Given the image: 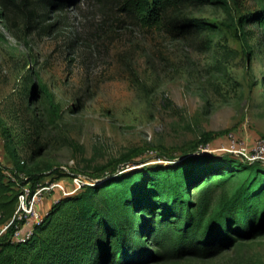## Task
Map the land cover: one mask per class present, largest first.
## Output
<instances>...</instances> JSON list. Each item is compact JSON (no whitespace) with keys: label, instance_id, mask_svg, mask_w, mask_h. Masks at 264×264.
<instances>
[{"label":"rangeland","instance_id":"obj_1","mask_svg":"<svg viewBox=\"0 0 264 264\" xmlns=\"http://www.w3.org/2000/svg\"><path fill=\"white\" fill-rule=\"evenodd\" d=\"M39 1L0 0V122L13 133L0 138V152L19 181L45 177L36 188L43 198H52L60 176L68 186L90 185L125 165L183 167L193 155H212L207 145L221 146L230 133L264 139V26L247 19L264 0L188 9L211 31L180 40L82 0H66L62 11ZM18 135L31 148L20 147ZM249 173L212 175L207 183L226 181L215 188L213 209ZM160 178L168 188L175 173ZM156 204L163 209L165 201ZM162 264H264V234L214 258Z\"/></svg>","mask_w":264,"mask_h":264},{"label":"trees","instance_id":"obj_2","mask_svg":"<svg viewBox=\"0 0 264 264\" xmlns=\"http://www.w3.org/2000/svg\"><path fill=\"white\" fill-rule=\"evenodd\" d=\"M82 1L106 15L112 12L144 30L175 40L199 29L211 31L209 25L190 19L186 10L223 4V0ZM37 4L46 10L62 11L67 3L40 0ZM35 19L32 9L26 15L28 29ZM247 19L264 26V10L249 14ZM52 27L48 25L47 29ZM19 136L15 142L20 145ZM0 138H13L12 130L2 122ZM20 147L31 148L27 144ZM123 158L124 163L130 160L128 156ZM132 166L83 186L76 195L58 199L27 238L13 241L11 235L18 225L13 219L19 186H30L34 193L45 177L29 173L26 181H19L15 174L17 186L8 175L11 169L0 162V227L13 221L0 238V264H162L192 258L205 260L244 239L264 234L262 163L250 164L213 153L208 157L193 155L187 165L178 168L158 164L151 169L129 170ZM169 171L175 173V180L167 188L160 177ZM236 171L250 173L232 195L224 190L213 209L215 188L226 181L207 183L208 180L212 175ZM203 180L202 188L193 197L191 189ZM159 200L165 201L163 209L156 204ZM254 215L259 216L258 223L251 222Z\"/></svg>","mask_w":264,"mask_h":264},{"label":"built area","instance_id":"obj_3","mask_svg":"<svg viewBox=\"0 0 264 264\" xmlns=\"http://www.w3.org/2000/svg\"><path fill=\"white\" fill-rule=\"evenodd\" d=\"M207 152L210 154L217 153L227 155L236 160L247 162V163H262L264 164V139L260 138L254 143L249 142L247 139H241L236 135L230 133L228 134L226 141L219 147L211 150L207 145ZM9 175V174H8ZM9 177L17 184V180L14 176L9 175ZM80 182V181H79ZM80 183L82 186L86 185ZM85 184V185H84ZM17 186H19L17 184ZM20 194L19 200L15 211V216L13 221H16L18 225L11 235L13 241H22L27 238L33 227L40 223L43 218L38 212L37 208L43 202V193L40 189H36L34 193L31 191L30 186H19ZM45 191H49L50 188H44ZM12 221V222H13ZM12 222L4 226L0 230V238L3 237L7 229L10 227ZM28 229V233L25 230Z\"/></svg>","mask_w":264,"mask_h":264},{"label":"crops","instance_id":"obj_4","mask_svg":"<svg viewBox=\"0 0 264 264\" xmlns=\"http://www.w3.org/2000/svg\"><path fill=\"white\" fill-rule=\"evenodd\" d=\"M2 158H3V155L0 152V162L5 167L11 168L5 163V161H3ZM64 180L66 179H60L59 181L54 183L51 189L52 190L55 189V190L50 192V196H52V198H44L41 205L38 206L37 210L41 214L42 217H44V215L48 212V210L51 208V206L54 204L55 201L63 197L76 195L82 190V185L80 184L79 181L73 180L72 181L73 183H71L73 185L68 186L63 182ZM28 231H29L28 229L25 230L26 233H28Z\"/></svg>","mask_w":264,"mask_h":264},{"label":"water","instance_id":"obj_5","mask_svg":"<svg viewBox=\"0 0 264 264\" xmlns=\"http://www.w3.org/2000/svg\"><path fill=\"white\" fill-rule=\"evenodd\" d=\"M129 166V165H128ZM124 167H127L126 165Z\"/></svg>","mask_w":264,"mask_h":264}]
</instances>
